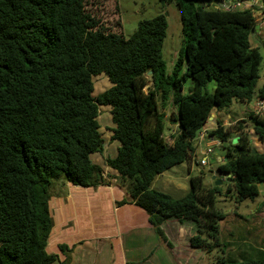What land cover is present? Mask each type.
<instances>
[{"label":"trees","instance_id":"trees-1","mask_svg":"<svg viewBox=\"0 0 264 264\" xmlns=\"http://www.w3.org/2000/svg\"><path fill=\"white\" fill-rule=\"evenodd\" d=\"M221 1L159 0L176 6L181 23L182 46L168 73L163 13L140 21L125 38L121 24L119 32L100 24L86 9L88 0H0V264L68 263L72 248L59 244L60 260L46 247L53 225L49 200L58 182L106 181L90 158L103 151L100 105L109 106L111 139L119 142L106 165L127 184L161 240H167L161 225L173 219L195 223L191 246L204 252L217 247L223 216L213 187L190 176L187 193L172 198L151 185L172 167L191 165L194 139L213 110L234 100H264V73L257 87L262 56L249 41L254 12L210 7ZM260 41L264 46V34ZM100 73L110 87L94 96L92 78ZM167 106L176 108L171 121L177 123L168 143ZM246 119L264 143V113L250 111ZM235 123L239 132L231 142L230 126L218 124L208 134L223 142L224 160L216 169L229 176L239 202L253 199L264 183V149L253 147ZM214 264H264V253Z\"/></svg>","mask_w":264,"mask_h":264},{"label":"crops","instance_id":"crops-1","mask_svg":"<svg viewBox=\"0 0 264 264\" xmlns=\"http://www.w3.org/2000/svg\"><path fill=\"white\" fill-rule=\"evenodd\" d=\"M259 11L256 12L260 14ZM162 111L165 113V132L166 125L177 126V123L170 124L168 112ZM100 117L108 127V118ZM236 119L224 116L222 110H213L204 128L226 125L228 120L234 122ZM103 130L105 127L100 129ZM104 137L103 151L92 153L90 158L103 169L105 182L94 186L70 182L54 184L49 200L53 225L46 245L48 252L58 254L63 260L65 256L59 252L58 245L66 244L72 248L67 264H194L199 257L197 250H203L190 245L189 238L195 234L192 224L173 219L165 221L161 228L167 240H161L151 226L148 214L131 199L127 184L106 165L107 157L116 155L119 142L112 140L111 134ZM220 158L218 156L217 160ZM186 168L189 173L191 165ZM170 171L157 175L152 188L155 182H161L162 190L170 188L172 192H186L183 181H188L190 175L182 172L183 180L176 181Z\"/></svg>","mask_w":264,"mask_h":264},{"label":"rangeland","instance_id":"rangeland-1","mask_svg":"<svg viewBox=\"0 0 264 264\" xmlns=\"http://www.w3.org/2000/svg\"><path fill=\"white\" fill-rule=\"evenodd\" d=\"M215 8V5L210 6ZM86 9L92 13V15L100 20V24L107 27L110 31L120 30L121 33L127 38L136 29L140 21L144 19H150L157 14L163 13L167 20V29L165 39L162 46V57L165 61L166 70L170 73L173 63L177 58L178 52L182 46V33H181V23L179 11L176 6L172 3L163 6L159 0H88L86 4ZM254 10L255 21L257 22L258 28L249 37L250 44L252 46H257L259 52L262 56V61L259 67V79L257 81V87L262 84L263 73H264V46L261 45V38L264 34V18L261 16V12H256L260 10L258 6H255ZM94 90L93 95L105 91L110 87V82L104 73H100L92 78ZM150 84V83H149ZM190 86V81L184 83V92H187ZM214 84L210 82L208 84V90L211 91ZM170 104V102H169ZM253 106V101L245 103L242 101L234 100L232 103L222 110L224 116L236 119L237 122L242 125L243 131L248 134L249 140L253 147L257 149H264V143H261L254 135L251 125L246 121L247 113ZM109 106L100 105L99 114L103 117L108 118V127L105 126L104 120L98 115L97 120L100 125L99 129L105 127L102 131L103 141H105L104 135L110 136L112 134L111 128L113 123L111 121V115L109 112ZM166 111L168 112V118L172 120L171 113L176 111V108L172 106H167ZM164 109V110H165ZM245 120V121H244ZM231 121L228 120V123ZM171 121L170 124H172ZM224 127L231 128V135L229 136V141H233L235 135L238 134L239 130L236 129V123L223 125ZM177 126L166 125L164 132V137L167 140H171L173 131H176ZM212 128H208V132ZM230 141V142H231ZM117 142V141H116ZM206 142V139H204ZM229 143H225L224 147L228 146ZM198 146V145H197ZM204 148V145L201 146ZM106 156V152L104 154ZM224 156V150L220 147L214 149V157L208 158V164L206 166H201L199 164L200 159L204 157L200 148H197L195 158L191 163V169L187 173V168L184 163L172 167L170 170L171 175H175L173 179L176 181L183 180L182 172L187 173L190 176H201V185L205 188L213 187V197L215 199V205L222 214V218L219 220V244L217 247L209 252H204L197 250L199 257H196V262L194 264H214L218 259L222 257L233 258L237 260L255 258L261 252L264 253V183L258 184V194L253 198H243L239 202L235 201L236 193L231 187V180L229 176L225 173H221L216 169L217 157ZM219 180V184L215 182ZM186 186V192L176 190L172 192L169 188L167 190H162L163 186L161 182H155L153 188L165 191L172 198L183 197L188 189V181H183ZM231 187L230 190L227 188ZM192 224L193 232H196L195 223ZM187 223V224H189ZM192 232V233H193ZM206 249V247H205ZM57 264V263H52Z\"/></svg>","mask_w":264,"mask_h":264},{"label":"built area","instance_id":"built-area-1","mask_svg":"<svg viewBox=\"0 0 264 264\" xmlns=\"http://www.w3.org/2000/svg\"><path fill=\"white\" fill-rule=\"evenodd\" d=\"M215 5V9H222L225 11H233V10H244L248 8H253L258 5L261 16L264 18V0H249V1H239V0H223L221 2L212 4ZM262 8V9H261ZM252 112L254 113H264V100L261 98H255L253 100V106H252ZM234 122H236L234 120ZM231 122V123H234ZM228 123L227 124H231ZM223 126V125H222ZM206 128H203L200 130L197 134V136L194 139V142L197 146V148H200V151L204 155L202 159H200L199 164L201 166H206L208 164V158L210 155V158L214 157V149L216 147H221L223 142L219 140L216 137L210 136L208 132L206 131ZM204 139H206V142H204ZM204 145V148H201V146Z\"/></svg>","mask_w":264,"mask_h":264},{"label":"clouds","instance_id":"clouds-1","mask_svg":"<svg viewBox=\"0 0 264 264\" xmlns=\"http://www.w3.org/2000/svg\"><path fill=\"white\" fill-rule=\"evenodd\" d=\"M257 6H258V5H257ZM253 8H254V7H253ZM253 8H252V9H253ZM253 12H254V10H253ZM235 121L237 122V120H235ZM212 129H213V128H212ZM163 136H164V135H163ZM164 138H166V137H164ZM230 141H231V140H230ZM230 141H228V142H230ZM228 142H227V143H228ZM222 160H224V158L221 156V158H220L219 161L216 160V161H217V164L220 163ZM227 176H228V175H227Z\"/></svg>","mask_w":264,"mask_h":264},{"label":"water","instance_id":"water-1","mask_svg":"<svg viewBox=\"0 0 264 264\" xmlns=\"http://www.w3.org/2000/svg\"><path fill=\"white\" fill-rule=\"evenodd\" d=\"M256 27H257V26H256ZM252 153H253V154H255V153H256V151L253 149V150H252ZM217 161H218V160H217ZM219 183H220V181H219V180H217V181L215 182V184H219Z\"/></svg>","mask_w":264,"mask_h":264}]
</instances>
